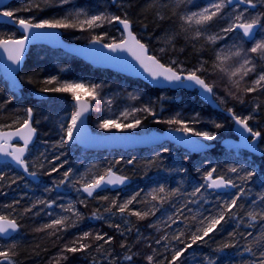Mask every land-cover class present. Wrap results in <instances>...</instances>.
I'll list each match as a JSON object with an SVG mask.
<instances>
[{"label": "trees", "instance_id": "16d2710c", "mask_svg": "<svg viewBox=\"0 0 264 264\" xmlns=\"http://www.w3.org/2000/svg\"><path fill=\"white\" fill-rule=\"evenodd\" d=\"M209 2L210 0H188V2L176 7L175 0H160L161 4L166 5L161 9L165 15L164 20L157 19L154 8H146L151 0H123L120 3L124 5V10L128 11L129 17L133 21L134 32L143 43L148 45L150 54L156 55L165 64L173 58L178 61L189 60V62L185 61L186 64H184L188 68H192L198 65L201 60H205L207 61L206 71L200 74L205 77L208 83L214 85L213 63L217 51L223 49L222 55H227L233 43L240 42L238 40L240 34L230 33L226 39L218 40L215 44L207 43L203 37L194 41L186 39V36H190L191 33L182 31V21L180 20V16L198 11ZM29 3L30 0H16L6 10L24 8ZM129 4H131L130 7ZM257 4V8L247 9L248 16L264 13V4H261L260 0H257ZM41 7L43 8L42 11L38 9L28 12L21 11L17 15L23 18L35 17L39 21L50 19L54 15L60 17L67 15L71 8L83 9L89 14L100 12L123 14V10L113 5L112 0H74L62 6L41 4ZM238 8L241 11L245 9L243 7ZM224 13L231 15L232 8H226ZM228 23L227 18L217 17L209 22L206 27L208 33L212 34L220 32ZM114 24L110 31L112 37L114 30H119L116 23ZM62 32L64 38L69 41L84 43L88 40V34L82 35L78 32L73 34L66 29H62ZM173 33L177 34L174 42L177 53L174 52L168 56L161 54L159 49L163 42L159 38ZM9 36L20 37L13 27L0 24V38ZM257 38H260V33ZM193 45L196 47L194 48ZM252 46L253 43L248 44L243 41L245 49ZM181 48L183 51H180ZM255 56L256 54L249 53L250 58ZM254 62L257 64L255 71L261 72L260 60L257 58ZM253 76L252 74L251 79ZM51 77H56L60 83L76 82L102 86L105 96L111 103V109L115 110L116 113L122 112L124 108L152 107L153 111L157 113L156 117L148 116L147 119H143L146 113H137V116L142 119V126L151 130H165L175 127L164 123H154L155 119L166 120L177 113L184 119H190L198 114L197 128L216 131L217 139L232 136L231 118L225 113L204 105L196 93L183 90L153 89L140 80L93 68L60 50H52L43 46L34 47L30 51L20 74V82L23 88L18 91L19 93L12 90L0 74V104L8 98H11L12 101L0 109V129L18 128L23 119L26 118V109H33V126L37 129L38 136L36 143L31 146L26 160L29 163L30 171L39 173L38 177L40 178L38 183H33L12 165L0 163V174L5 176V179L0 181V214L10 219H16L20 225L19 232L11 240L0 239V250H9L10 254L15 253L12 255V259L16 264H57L58 254L66 245L72 246V242L84 232H90L92 236L83 241L90 247L86 251L63 253L67 258L59 259V264H113V262L114 264H128L123 260L127 248L121 247L122 242L132 246V253H137L131 264H148L146 259L148 255L154 256V264H159L160 261H165L166 264L165 257L170 259L172 255L171 251L167 249L183 247L182 244L172 239V234L177 229L184 230L185 237L182 238L187 239L190 233L195 231L198 224V220L193 219L194 215L199 217L200 214L205 216L213 214L217 209L218 202L230 199L238 193L239 187L226 194H217L202 189V195L206 197L207 202L200 200L198 204H188L187 207H183V215L178 217L182 222L172 224L171 227L167 226L165 222L168 216L176 214L188 199H195L188 194L192 192L194 187L202 185L204 183L203 174L215 167L217 174L226 175L233 179L238 186L245 189V195L238 201V206L243 205V209L238 213L242 222L238 223L236 220L227 223L222 222L216 231L205 238L206 242L193 245L181 257V260L177 261V264H181V261L183 264H205V257L214 259L215 264H253V261H257L259 253L264 251V242L259 240L261 234L264 233V221L258 218L257 221L252 222L246 213L253 209L259 212L261 208H264V201L258 200L259 193L264 191V157H251L245 152L235 153L219 146L209 152L193 155L169 143L148 149L128 151H88L75 143L61 149L57 147L63 136L60 125L69 122L72 112L75 111V106L70 93H45L41 91L45 87L56 86L43 83L45 79ZM236 79L239 77L237 76L233 80ZM233 80L231 84L222 83L224 87L226 86L224 95L220 90L216 91L217 87L214 86L217 97L223 99V103L220 99H216L218 104L224 111L232 108L238 116L244 117L251 114L256 117L257 120H250L249 124L255 125L257 130L264 135V112L262 108L259 107L257 111H254V101L253 98L251 99V95L247 94L244 89L234 88ZM230 93L242 97L243 103ZM37 94H44L47 97L41 99L37 97ZM91 118L90 125H93V116ZM213 121L222 123L225 127L217 130L213 127ZM213 143L218 142L214 141ZM164 148H167L168 152H164ZM61 153L64 154L61 155ZM58 155L60 159L56 160L55 157ZM154 159L157 163L149 167L148 162ZM129 160L134 161V163H127ZM61 163H64V167L60 168L58 172H53L50 176L45 174L52 167ZM233 165L237 167L246 166L248 170L254 168L257 175L250 182L242 184L238 176L227 171L228 167ZM109 167L117 174L129 177L130 185L118 191H104L92 198H88L83 192L77 191L79 184L68 183L60 188L55 187V183H58L63 178V173L69 169L72 171L73 178L78 180L81 176L91 178L93 175L104 174ZM180 168L187 169V171H176ZM12 179H15L16 183H12ZM159 186H164L170 190L180 188L183 194L160 205L156 201H151L150 196H148L153 188ZM138 192L140 195L137 197V201L130 205V208L146 211L151 208L152 204H156L159 211H156L154 216L150 213L148 218L139 220L135 216L128 215V213L121 216L115 209L112 210L115 215H110L104 211L112 199L118 198V202H123ZM104 196L109 197V200L100 199ZM145 198H147L146 201L141 202ZM41 200L55 201V203L53 207L48 208L38 203ZM81 200H84L85 203L81 204ZM253 201H256V205L253 204ZM69 203L75 204L77 210L82 214L79 218L71 217L70 213L63 212L61 205L67 206ZM27 208H32V211H25ZM97 211L103 214L105 219H92L93 213ZM234 211L236 210L234 209ZM60 216H69L70 219L65 222L64 226L40 231L44 225L51 223L52 220ZM125 219L129 223H124ZM73 220H75V226H71ZM109 224L113 226L109 227ZM116 224L121 225V230L124 231L123 236L120 234V230L115 228ZM149 225H155V227ZM61 227L64 230H59ZM129 228L131 231L127 230ZM97 232L107 233L108 236L113 237L111 244L96 241L94 236ZM232 233L235 235H230ZM248 233H252V235H248ZM165 235L168 236L167 241L161 239ZM157 240L160 243H157ZM225 243H235L237 246L217 251ZM100 244H103V248L97 251V246ZM77 246L79 245L77 244ZM246 246L252 247L256 255L246 252L244 250ZM109 252L111 255H108Z\"/></svg>", "mask_w": 264, "mask_h": 264}, {"label": "snow or ice", "instance_id": "6c2138e0", "mask_svg": "<svg viewBox=\"0 0 264 264\" xmlns=\"http://www.w3.org/2000/svg\"><path fill=\"white\" fill-rule=\"evenodd\" d=\"M186 2H188V0H175V6L179 7L181 4ZM69 3H71V0H30V3L24 8L0 11V17L8 18L10 21L17 24L19 28L23 30V33H25L21 39H17L13 36L0 38V49H3V51L7 53L8 60L11 61L13 65H20L21 59L25 52L26 42L29 39L28 34L32 33L34 30L36 32H43L46 29L52 31L60 29H78L80 31H86L103 27L105 23H116L122 26V36L119 41L112 39L111 43L103 42L107 36V34H104L94 35L92 37L91 43L102 44L103 48L108 49L109 52L112 53H129L153 81L162 80L173 87L198 88L201 92L206 94V98L212 100L213 103L216 102V99H220L221 103H223V99L217 97L214 91V85L208 83L205 77L200 74L201 72L206 71L205 65L207 64V61L201 60L198 65L193 66L192 68H187L184 65V62L178 61L175 58L171 59L169 63L165 64L156 55L149 54L148 45L143 43L141 39H139L133 32V21L129 17L128 11L124 10V5L119 3L118 0H112V3L123 10L122 15H116L108 12L89 14L83 9L69 12L67 15H64L60 18L41 19L39 21H37L35 17L23 18L17 15V13L21 11L28 12L33 11L34 9L42 11L43 8L41 7V4L45 6L57 4L62 6ZM260 3L264 4V0H260ZM0 4H3V0H0ZM237 5H246L247 7L241 11ZM130 6L131 4H129V7ZM229 6H232L231 15L224 13V10ZM257 6V0H210L209 4L200 8L198 11H193L180 16V20L182 21V31L185 33H191L190 36H186V39H191L194 41L200 40L201 37H203L207 43L215 44L218 40L226 39L228 34L237 32V30H239L240 35L238 36V40L240 42H234L229 48L227 55H222L223 49L218 50L216 53L215 62L213 63V67L218 68L221 72L228 74L230 80H232L233 77H239V79L233 80V84L237 89H239L240 82L244 79V77L250 72L254 71L256 67L254 62L255 59L258 58L259 60H264V35H262L260 38H257V32L261 29H264V23H262V21H264V13H257L252 16L247 15L248 8L255 9ZM163 7H166V5L161 4L160 0H151V3L146 5V8L155 9L156 17L159 20L165 19V15L161 11ZM217 17L227 18L229 23L227 26L223 27L220 32L209 34L206 26L209 24V22L213 21V19ZM145 27H147V25H145ZM176 36L177 34L173 33L171 35H166L165 37L159 38L165 45L159 49L161 54L165 53L170 48L174 49ZM243 41H250L253 43V46L249 49H245L243 47ZM193 47L195 48L196 46L193 45ZM180 51H183V49L181 48ZM249 53L256 54V56L250 58ZM233 58H240L242 62L239 64V67H236L235 69L223 67L227 61ZM43 83L46 85L56 86L45 87L41 89V91L45 93H70L73 100L77 102L76 109L74 112H72L69 122L67 124L62 123L60 125L63 136L61 137L57 147L63 149L65 146L74 142L78 129H80L82 125L83 118L91 107L90 103L81 101L79 90L88 92L89 95H92V99L95 100V93L98 86L95 84L85 85L84 83L76 82L60 83L56 77L45 79ZM258 89L264 90V70H262L257 75V78L252 81V86L246 87L244 91L246 93H252ZM230 95H233L234 98L239 99L240 102L243 103L242 97H238L234 93H230ZM133 98L135 99V97ZM11 102V98L6 99L2 104H0V109ZM258 107L259 105L256 106V108ZM255 110L256 109H254V111ZM227 111L235 125H237L239 129H242L243 133L247 134L241 146L247 148L252 153L261 152L262 155H264V150H262L259 146L261 132L254 129L249 124V121L254 119V116L251 114L244 117L238 116L232 108H228ZM139 112L146 113V116H144L143 119H147L148 116H157V113L153 111L152 107L144 106L141 108H134L131 112L125 111L121 114L123 120H128L130 116L133 117L130 122L124 123L121 120L115 118L104 119L98 126L104 131H112L113 129L121 131L136 129L142 124V119L135 116V113ZM33 114L34 111L32 108L26 109V118L23 119L22 123H20L19 127L14 131H4L3 129H0V157L10 158L11 161L23 169L24 173L33 179H36L39 173L36 171H30L29 163L25 159V154L28 151L29 144L32 142L37 131V129L33 126ZM154 123H164L169 126H175L170 127L169 130L176 133H181L184 138L196 137L202 138L206 141H214L217 138L216 131L202 130L196 127V125L199 123L198 114L190 119H184L179 113H177L175 116L166 120L155 119ZM212 124L217 130L225 127L224 124L215 121H213ZM17 138L23 141L22 146L12 144V141ZM182 142L194 143V141L188 139H184ZM196 146L200 148L208 147L207 145L202 144H198ZM163 151L168 152V149L164 148ZM63 154L64 153H61V155ZM55 159L59 160L60 156H56ZM117 163H119V161H117ZM127 163L132 164L134 161L129 160ZM156 163L157 162L155 159L151 160L148 162V166L151 167ZM63 167L64 163H61L58 166L52 167V169L45 174L50 176L53 172H58L59 169ZM176 171L186 172L187 169L180 168L176 169ZM227 171L238 176L242 184L250 182L252 178L257 175V172L254 168L252 170H248L246 166H229ZM4 179V174H0V181H3ZM128 179L129 177L119 175L114 172L111 167H109L105 170L104 174L93 175L91 178H88L87 176H81L77 180L73 178L72 171L69 169L63 173V178L59 180L58 183H55V187L60 188L68 183L79 184L77 191L85 193L87 197H93L94 193L98 190L106 186L116 187L124 185ZM203 180L204 183L202 185L194 187L192 192L188 194L195 199H188L186 203L180 209H178L176 214L168 216L167 221L165 222L167 223L168 227H171L172 224H178L182 222L178 219V217L183 215V207H187L188 204H198L200 200L207 202L206 197L202 195V189L220 191L222 189L239 187V191L230 199L218 202L217 209L213 214L207 216L200 214L199 217L194 215L193 219L198 220V224L195 228V231H192L187 239L182 238L185 237L184 230L177 229V231L172 234V239L177 241L179 244H182L183 247L168 248L167 250L171 251L172 255L170 259L165 257L166 264H177V261H180L181 257H183L185 253L188 252V249L192 248L193 245H197L199 242H206L205 238L209 237L212 232L216 231L217 227L222 222L227 223L228 221L232 220H236L238 223L242 222V219L239 217L238 213L243 209V205L238 206V201H240L241 197L245 195V189L238 186L233 179L227 177L226 175L217 174V169L215 167L203 174ZM11 182L16 183V180L12 179ZM48 190L51 191V189ZM182 194L183 193L180 188L170 190L164 186H159L158 188H153L151 192L148 193V196H150L151 201H156L157 204L162 205L165 202H170L173 197H177L178 195ZM139 195L140 194L138 192L123 202H118V198L112 199L109 206L106 207L104 211L108 212L110 215H115V213L112 211L115 209L116 212L121 214V216H123L125 213H128V215L135 216L139 220L148 218L150 213L154 216L156 211H159V208L156 207V204H152L151 208L146 211H138L130 208V205H133V203L137 201V197ZM100 199L107 201L109 200V197L104 196ZM146 199L147 198L141 202H145ZM258 200L264 201V191L259 193ZM38 203L51 208L53 207L55 201L41 200L38 201ZM80 203L84 204L85 202L84 200H81ZM253 204L256 205V201H253ZM33 207H35V205H33ZM61 208L63 212L70 213L71 217L79 218L82 215L73 203H69L67 206L61 205ZM234 209L236 211H234ZM25 211L31 212L32 208H27ZM189 211H191V209H189ZM49 215H51V213H49ZM246 215L252 222L257 221L258 218L259 220L264 221V208H261L259 212L255 211L254 209L249 210L247 211ZM91 218L96 220L105 219L104 215L100 214L98 211L94 212ZM69 219V216L57 217L56 219L52 220L51 223L44 225L40 231L48 228H56V226H64L65 222ZM124 223H129V221L125 219ZM71 226H75V220H73ZM112 226V224H109V227ZM149 226L155 227V225ZM19 227L20 225L17 223L16 219H10L5 215H0V236H8L12 233H16L19 230ZM115 228L120 230V234L122 236L124 235V231L121 230L120 224H116ZM59 230H64V228L61 227ZM127 230L131 231V228ZM230 235L234 236L235 233ZM248 235H252V233H248ZM90 236H92V233L84 232L72 242V246L66 245L62 249L61 253L58 254L57 264H59V259L67 258L63 255V253H77L86 251L90 245L83 243V241L87 240ZM94 239L96 241H103L104 244H111L113 237L108 236L107 233L101 234L97 232L94 236ZM137 239L139 240V237ZM161 239L167 241L168 236L165 235L161 237ZM259 240L264 242V233L261 234ZM157 243H160V241L157 240ZM77 244L79 246H77ZM148 246L151 247V245ZM236 246L237 245L235 243H225L220 248H218L217 251H223V249ZM13 247H15V245H13ZM121 247L127 248V252L123 257V260L128 262V264H131L134 256L137 255V253H132V246H129L124 242L121 243ZM101 248H103V244L98 245L96 250L99 251ZM244 250L252 255H256L252 247L246 246ZM153 252H155V249H153ZM12 255H15V253L10 254L9 250H0V264H16V262L12 259ZM108 255H111V253L109 252ZM146 259L148 264H154L153 255H148ZM159 264H165V261H160ZM181 264H183L182 261ZM205 264H215V260L210 257H205ZM253 264H264V251L259 253L257 261H253Z\"/></svg>", "mask_w": 264, "mask_h": 264}, {"label": "water", "instance_id": "95a60500", "mask_svg": "<svg viewBox=\"0 0 264 264\" xmlns=\"http://www.w3.org/2000/svg\"><path fill=\"white\" fill-rule=\"evenodd\" d=\"M14 1L16 0H3V4H0V11L6 10L9 7V5ZM121 1L123 0H118L119 3ZM237 7L246 8L247 6L237 5ZM229 8H232V6H229ZM248 9L253 10L252 8H248ZM0 24L13 27L20 35V37L17 39H21L25 35V33H23V30L20 29L17 24L10 21L8 18L0 17ZM116 26L122 33V26L118 24H116ZM132 30L134 32V28H132ZM237 32L239 33V30H237ZM259 32L260 30L257 32V36ZM28 35H29V39L26 42L25 52L21 59L20 65H13L12 62L8 60L7 53H5L3 49H0V74L2 75L3 79L8 83V85L13 89L19 91L22 90L23 86L20 82V74L24 69L28 55L32 50V48L43 46L50 48L52 50H60L68 55H71L83 61L85 64H88L93 68L107 70L112 73L121 75L123 77L140 80L141 82L145 83L146 85H148L153 89L168 90V91L183 90L190 93H196L197 97L204 105L210 107L211 109L224 112L222 108L219 106L217 101L213 103L212 100L207 99L206 94L201 92L198 88L173 87L168 85L167 82H164L162 80L153 81L151 77L139 66V64L127 52L112 53L109 52L108 49L103 48L102 44H93L91 43V41L85 44H79L76 42L66 40L64 38L61 29L55 31L46 29L43 32H36L34 30L32 33H29ZM245 42L248 44L252 43L250 41H245ZM37 97L42 99V98H46L47 96L44 94H37ZM81 101L90 103L91 107L89 111L85 114L80 129H78L75 138V144L88 151L142 150V149L158 147L165 143H169L193 155H199L209 152L215 149L217 146H219L224 150H238L241 152H245L253 157H257V158L263 157L261 152L252 153L247 148L241 146L247 134L243 133L242 129H239V127L235 125L233 120H232L233 136L224 139L220 143L205 142L200 138H196V137L184 138L181 133L170 131L169 130L170 128L165 130L154 129L142 134H136V133L98 134L93 132L89 125V117L93 113L92 103L85 98H81ZM76 105L77 102L74 101L75 109H76ZM225 113L228 117H230L228 112ZM14 130L15 129H8L4 131H14ZM37 136L38 134L36 131V134L32 142L29 144L28 151L25 154V159L28 156L31 146H33L36 143ZM184 139L194 141V143H184L182 142ZM260 140H259V146H260ZM12 144L17 146H22L23 141L17 138L12 141ZM198 144L207 145L208 147L200 148L196 146ZM0 163L1 164L7 163L12 165L17 171L22 173L26 177V179L30 180L33 183H38L40 181L39 177L33 179L32 177L24 173L23 169H21L18 165H16L13 161H11L10 158L0 157ZM130 183L131 180L128 179L127 182L121 186H116V187L106 186L95 192L93 196L107 190L118 191L127 188L130 185ZM234 189L235 188L222 189L220 191H214L209 189V191L217 194H226L232 192ZM84 195L87 196L85 193ZM88 198H92V197H88ZM19 230L16 233H12L8 236H0V238L8 239V240L12 239L14 236H16Z\"/></svg>", "mask_w": 264, "mask_h": 264}, {"label": "rangeland", "instance_id": "374dc122", "mask_svg": "<svg viewBox=\"0 0 264 264\" xmlns=\"http://www.w3.org/2000/svg\"><path fill=\"white\" fill-rule=\"evenodd\" d=\"M71 1H74V0H71ZM76 10L77 9H75V8H71V9H69L68 12H74ZM108 13H110V12H108ZM51 18H60V16L54 15ZM112 25H115V24L114 23H112V24L105 23L103 27L96 28L94 30L80 31L78 29H66V31H68L69 33H73V34L75 32L81 33L82 35L83 34H88V37H87L88 40L86 42H84V43H79V44H85V43L90 42L94 35H104V34H107V36H106V38H105V40L103 42L111 43L112 39H116L117 41H119L121 36H122V33H121L120 30H114L115 31L114 32V36L113 37L110 36V34H111L110 31L112 30ZM101 29H103V30L101 32H99V30H101ZM96 31H98V32H96ZM262 35H264V30L260 31V37ZM109 38H112V39H109ZM71 40H73V39H71ZM72 42H75V41L73 40ZM164 46L165 45L162 44V47H164ZM175 50H176L175 47H174V49L170 48L168 51L163 53V55H166V56L171 55L172 53L176 52ZM185 61L189 62V60H182V62H184V64H186ZM241 62L242 61L240 60V58H233V59L227 61L223 65V67L235 69L236 67H239V64ZM260 65H261V70L260 71L264 70V60H260ZM256 68H257V64H256V67H255L254 71L250 72L247 76L244 77L242 83H240L239 89H245L246 87L252 86V81H254L257 78V75L260 73V72L257 73L255 71ZM252 74L254 75L253 79H251ZM214 79H215L214 80V86L217 87L216 91L220 90L221 93L224 95L226 86L224 87L222 83L226 82L227 84H231L232 80L235 79V77H233L232 80H230L228 74H226L225 72H221L218 68H214ZM85 85H87V84H85ZM89 85H91V84H89ZM95 85H97V84H95ZM97 86H98V88H97L96 93H95V95H96V99L95 100L92 99V95H89L88 92H86L84 90H79L80 97L87 99L93 105V113L91 115V116H93V122H94L93 125H90V119H92V118H91V116L89 117V125H90V127H91L93 132L98 133V134H109V133H136V134H142V133H146V132L151 130L148 127L142 126V124H141L140 127L136 128V129H130V130H126V131L115 130V129H113L112 131H104V130L100 129L98 125L104 119H113V118H115V119L121 120L124 123L130 122L133 119V117L130 116L128 120H123V117H122L121 114L123 112H125V111L131 112L132 109H134V108H127V109L124 108L122 112L116 113L115 110L111 109V103H109L107 96H105V93L103 92V89L101 88L102 86H99V85H97ZM234 88H236V87H234ZM11 89L14 90L15 92L19 91V90L13 89V88H11ZM247 94L251 95V99L253 98V101H254L253 102V106L256 109V111H257L256 106L259 105V107H261L262 111L264 112V90L258 89L255 92L247 93ZM135 116L138 117L137 113H135ZM256 120H257L256 117H254V119H252V121H256ZM250 126H252L254 129L257 130L255 125L251 124ZM261 134H262V132H261ZM262 136H263V138H262V143H261L260 147H261L262 150H264V135H262ZM200 139L203 140L202 138H200ZM203 141H205V142L217 141L218 142V141H221V139H217L216 138V140H214V141H206V140H203ZM73 143H75V139H74ZM232 151H234L235 153H240L241 152V151H238V150H232ZM0 215H3V214H0Z\"/></svg>", "mask_w": 264, "mask_h": 264}, {"label": "bare ground", "instance_id": "6f19581e", "mask_svg": "<svg viewBox=\"0 0 264 264\" xmlns=\"http://www.w3.org/2000/svg\"><path fill=\"white\" fill-rule=\"evenodd\" d=\"M236 33H238V32H236ZM232 129H233V121H232ZM232 129H231V131H232ZM232 136H233V131H232ZM232 136L225 137V138L221 139V141H223L226 138L232 137ZM221 141H218V143H220ZM0 239H2V238H0ZM2 240H8V239H2ZM9 240H11V239H9Z\"/></svg>", "mask_w": 264, "mask_h": 264}, {"label": "flooded vegetation", "instance_id": "af4514ba", "mask_svg": "<svg viewBox=\"0 0 264 264\" xmlns=\"http://www.w3.org/2000/svg\"><path fill=\"white\" fill-rule=\"evenodd\" d=\"M252 44V43H251ZM217 101V100H216ZM220 106V105H219ZM214 110V109H213ZM223 110V109H222ZM224 111V110H223ZM220 112V111H219ZM225 112H228V111H224V112H222V113H225ZM226 114V113H225ZM232 120V119H231ZM262 135V134H261ZM262 138H263V136L261 137V140H260V145H261V143H262ZM253 157V156H252ZM263 157H264V155H263Z\"/></svg>", "mask_w": 264, "mask_h": 264}]
</instances>
